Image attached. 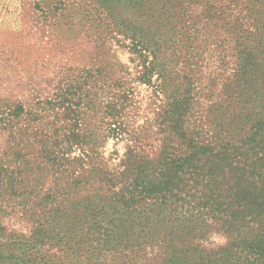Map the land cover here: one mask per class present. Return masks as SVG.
I'll return each mask as SVG.
<instances>
[{
  "label": "rangeland",
  "instance_id": "1",
  "mask_svg": "<svg viewBox=\"0 0 264 264\" xmlns=\"http://www.w3.org/2000/svg\"><path fill=\"white\" fill-rule=\"evenodd\" d=\"M134 10L122 9V0H0V114L6 119L0 124L1 240L35 239L43 213L35 203L45 194L55 203L62 197L64 202L73 199L64 186L73 183L79 169L101 165L117 169L129 147L153 153L161 139L159 114L168 106L173 87L185 83L183 77L194 83L196 93L185 117L190 131L207 134L212 118L228 123L236 112V104L218 113L212 106L228 97L236 100L226 87L239 75L238 58L248 59L249 65V45L264 40V27L255 25V19L264 17V0H176L168 11L173 20H180L174 27L161 26L158 19L142 25L152 30L150 47L157 52L132 44L135 23L122 18ZM166 29L175 33L167 34ZM243 32L255 34L256 43ZM238 38L243 39L237 49L242 55L234 50ZM146 72L149 76L144 78ZM123 93L130 94L123 115L125 132L104 139L110 131L104 107L118 102ZM60 97L66 104L56 108ZM69 108L74 112L70 117ZM45 134L85 137L69 148L71 159L92 150L88 138L94 137L100 160L94 164L86 160L85 166L77 161L53 166L42 160L40 145L28 137ZM253 145L249 157L259 153V146ZM15 148L22 151L21 160L13 157ZM225 243L224 237L215 235L207 246Z\"/></svg>",
  "mask_w": 264,
  "mask_h": 264
},
{
  "label": "trees",
  "instance_id": "2",
  "mask_svg": "<svg viewBox=\"0 0 264 264\" xmlns=\"http://www.w3.org/2000/svg\"><path fill=\"white\" fill-rule=\"evenodd\" d=\"M175 2L122 0V9L135 8L122 18L135 23L134 47L158 51L150 47L152 30L142 25L158 19L161 26L174 27L180 20H173L168 11ZM263 19H255V25L263 28ZM243 34L256 43L255 34ZM235 44L234 50L242 55L237 49L243 39ZM238 59L239 75L226 87L236 100L228 97L212 106L218 113L236 104L228 123L212 118L204 135L185 127L196 93L194 83L183 77L185 83L173 87L168 106L159 114L157 149L149 154L129 147L125 162L114 170L102 165L79 169L73 183L64 186L73 199L64 202L62 197L55 203L45 194L35 203L43 212L35 239H0V264H264V140L258 141L264 134V40L249 45V65L248 59ZM148 76L146 72L144 78ZM129 99L130 94L123 93L118 102L105 105L110 131L104 139L125 132L123 115ZM65 104L63 97L55 107ZM73 113L69 108L66 115ZM5 121L0 114V124ZM64 136L28 137L40 145L42 160L53 166L65 161L98 163V139L88 138L93 149L71 159L69 148L85 137ZM252 142L259 153L249 157ZM21 153L15 148L13 157L21 160ZM215 235L226 243L210 248L207 244Z\"/></svg>",
  "mask_w": 264,
  "mask_h": 264
}]
</instances>
